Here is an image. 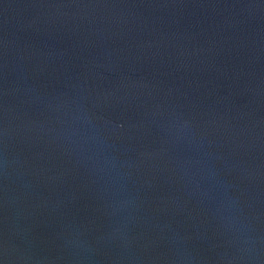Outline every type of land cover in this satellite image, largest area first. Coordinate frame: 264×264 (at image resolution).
<instances>
[{"label": "water", "instance_id": "95a60500", "mask_svg": "<svg viewBox=\"0 0 264 264\" xmlns=\"http://www.w3.org/2000/svg\"><path fill=\"white\" fill-rule=\"evenodd\" d=\"M0 264H264V0H0Z\"/></svg>", "mask_w": 264, "mask_h": 264}]
</instances>
